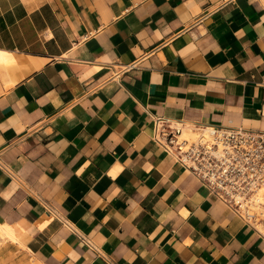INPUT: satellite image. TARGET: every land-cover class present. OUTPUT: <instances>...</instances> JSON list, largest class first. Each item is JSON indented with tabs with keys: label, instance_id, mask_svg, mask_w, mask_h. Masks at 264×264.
<instances>
[{
	"label": "crops",
	"instance_id": "0c3cea01",
	"mask_svg": "<svg viewBox=\"0 0 264 264\" xmlns=\"http://www.w3.org/2000/svg\"><path fill=\"white\" fill-rule=\"evenodd\" d=\"M0 50L6 260L264 264V234L151 136L264 131V0H0Z\"/></svg>",
	"mask_w": 264,
	"mask_h": 264
},
{
	"label": "built area",
	"instance_id": "2783aa9c",
	"mask_svg": "<svg viewBox=\"0 0 264 264\" xmlns=\"http://www.w3.org/2000/svg\"><path fill=\"white\" fill-rule=\"evenodd\" d=\"M152 140L248 225L264 223V131L154 117Z\"/></svg>",
	"mask_w": 264,
	"mask_h": 264
},
{
	"label": "bare ground",
	"instance_id": "6f19581e",
	"mask_svg": "<svg viewBox=\"0 0 264 264\" xmlns=\"http://www.w3.org/2000/svg\"><path fill=\"white\" fill-rule=\"evenodd\" d=\"M9 57H10L9 53L0 50V61H7ZM259 196L264 197V186H262L261 190L259 191ZM259 226L261 231L264 232V223H261ZM20 232L21 230L17 227V225L15 226L5 222H0L1 239H5V241H13L12 243L16 242L18 245L22 246L23 244L19 240Z\"/></svg>",
	"mask_w": 264,
	"mask_h": 264
},
{
	"label": "rangeland",
	"instance_id": "374dc122",
	"mask_svg": "<svg viewBox=\"0 0 264 264\" xmlns=\"http://www.w3.org/2000/svg\"><path fill=\"white\" fill-rule=\"evenodd\" d=\"M4 241H5V239L0 238V247H2L4 245L3 244ZM3 256L4 255L0 251V264H16L14 261L6 260ZM31 264H35V263L32 262Z\"/></svg>",
	"mask_w": 264,
	"mask_h": 264
}]
</instances>
